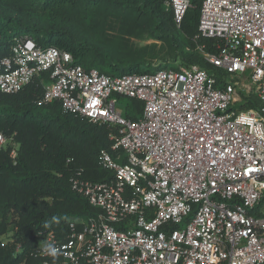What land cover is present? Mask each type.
I'll list each match as a JSON object with an SVG mask.
<instances>
[{
  "label": "built area",
  "instance_id": "2783aa9c",
  "mask_svg": "<svg viewBox=\"0 0 264 264\" xmlns=\"http://www.w3.org/2000/svg\"><path fill=\"white\" fill-rule=\"evenodd\" d=\"M165 6L179 27L189 1ZM197 29L218 42L203 55L226 73L220 84L195 65L113 77L14 38L0 59L1 93L40 78L41 103L117 128L115 157L98 156L114 179H71L94 212L39 237L31 255L40 264H264V215L255 213L264 193V0H202ZM249 95L261 107L242 108ZM121 98L142 102L141 116L124 118Z\"/></svg>",
  "mask_w": 264,
  "mask_h": 264
},
{
  "label": "trees",
  "instance_id": "16d2710c",
  "mask_svg": "<svg viewBox=\"0 0 264 264\" xmlns=\"http://www.w3.org/2000/svg\"><path fill=\"white\" fill-rule=\"evenodd\" d=\"M165 1L0 0V59L9 56L14 38L26 36L39 47L69 53L85 70L113 77L176 69L180 62L179 66H198L220 84L226 73L203 55L216 54L218 42L198 36L202 0H188L179 27ZM110 21L117 25L114 35L109 32ZM132 38L153 39L159 46L135 48ZM43 91L38 78L17 93L0 92V135L13 143L0 148V264H40L31 255L39 237L64 234L69 218H86L94 212L71 188L73 177L95 183L114 179L99 165L98 156L106 150L115 157L109 137L117 128L66 113L58 101L43 104ZM120 101L125 103L124 118L141 116L142 102ZM261 105L249 95L243 96L240 106ZM263 203L264 193L256 214L264 215ZM7 235L13 242L2 245Z\"/></svg>",
  "mask_w": 264,
  "mask_h": 264
},
{
  "label": "rangeland",
  "instance_id": "374dc122",
  "mask_svg": "<svg viewBox=\"0 0 264 264\" xmlns=\"http://www.w3.org/2000/svg\"><path fill=\"white\" fill-rule=\"evenodd\" d=\"M116 27H117V25H116V23H115L114 21H110V22H109V28H111V30H110L109 32H110L111 35H114V34H115ZM131 43H132V45H133L135 48H137V47H143V46H147V45H151V44H155V43L159 46V43L156 42V41L153 40V39L139 40V39H134V38H132V39H131ZM157 64H158V62L155 61V62H154V66H156ZM175 65H176V66H179V65H180V62L175 63ZM175 65H174V66H175ZM154 66H153V67H154ZM176 66H175V67H176ZM124 104H125V103H124L123 101H119L118 107L122 109V112L124 111ZM261 211L264 212V203H263V205H262V207H261Z\"/></svg>",
  "mask_w": 264,
  "mask_h": 264
},
{
  "label": "clouds",
  "instance_id": "9594fccd",
  "mask_svg": "<svg viewBox=\"0 0 264 264\" xmlns=\"http://www.w3.org/2000/svg\"><path fill=\"white\" fill-rule=\"evenodd\" d=\"M7 236H9V235H7ZM5 237H6V236H5ZM5 237H4V238H5ZM10 237H11V236H10ZM50 251H51V254H52V255H55V250H54V249H52V250H50Z\"/></svg>",
  "mask_w": 264,
  "mask_h": 264
}]
</instances>
